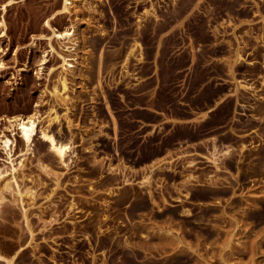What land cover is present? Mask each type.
Wrapping results in <instances>:
<instances>
[{
  "label": "rangeland",
  "instance_id": "rangeland-1",
  "mask_svg": "<svg viewBox=\"0 0 264 264\" xmlns=\"http://www.w3.org/2000/svg\"><path fill=\"white\" fill-rule=\"evenodd\" d=\"M70 2L0 0V264H264V0Z\"/></svg>",
  "mask_w": 264,
  "mask_h": 264
},
{
  "label": "bare ground",
  "instance_id": "bare-ground-1",
  "mask_svg": "<svg viewBox=\"0 0 264 264\" xmlns=\"http://www.w3.org/2000/svg\"><path fill=\"white\" fill-rule=\"evenodd\" d=\"M70 4H71L70 0H62L59 11L67 12ZM52 17L53 16H50L44 21V26L50 30V33H51L50 36L55 38L56 41L58 42L60 41L61 48H64L66 51L73 50L72 47L76 45V43L74 42V39H72L74 35L73 27L71 26L68 28H64L61 31H58L55 28H53L49 23ZM4 27L5 25L3 21L0 20V36L4 34ZM51 37L49 38V40L51 39ZM70 42H73L71 46L66 47V44ZM30 46L31 47L35 46L33 39L30 42ZM133 47H135L137 51V55H135L136 60L139 62L143 61L144 59H143L142 46L138 42H134ZM48 48H49V51L42 52V56L40 57V60H39V63L36 69V75H39L42 73L44 64L46 63L47 55L53 54L54 52L56 53V51L54 50L53 46L50 43L48 44ZM131 54H134L133 50H130L126 54V56L122 59V63L126 64ZM156 54L157 52L154 53V56H156ZM192 58L193 56L191 57V60ZM61 59H62V64L60 67L62 69V72H64L65 71L64 68H66L65 65L67 64V60L65 56H62ZM62 72L60 74L59 82H60V91L64 93L66 85H65V78L62 75ZM60 91H57L56 89H54L53 94L55 95L60 94ZM60 95H63V94H60ZM57 119L58 118L54 116L52 119L40 120L36 110L33 111L31 114H28L25 116L15 115V116H9V117L3 118L4 123L6 124L5 126L6 129L16 130L20 140L25 144L26 151L29 150L31 143L33 141V137L39 134L41 136V140L47 144L49 151H51L57 157L60 163L64 164L65 156L68 153V151L71 149V143L62 142L60 140H57L48 129L49 123L52 121L56 122ZM13 148H14V138L12 137L11 139L8 137V135L0 132V151L4 152L9 157L12 153ZM213 149L214 150L211 152V161L214 164H218L219 161L223 163L225 159L229 158L230 153L232 151L230 146H226L225 149L220 150V151H216L214 147ZM162 161H160L161 163L157 162L156 164H153L151 166V168L153 169L151 168L150 169L151 170L159 169L160 167L163 166L162 164H165ZM168 163L169 162H167V164ZM43 167H46V166H43ZM144 178L146 181L149 180V177H144ZM7 188H8V185L4 184L3 189H7ZM0 211H1V208H0ZM7 264H10L9 261L7 262Z\"/></svg>",
  "mask_w": 264,
  "mask_h": 264
}]
</instances>
